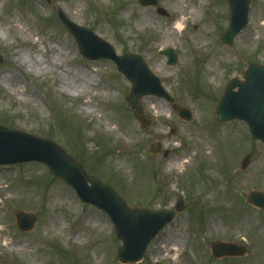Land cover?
<instances>
[{
  "label": "rangeland",
  "instance_id": "obj_1",
  "mask_svg": "<svg viewBox=\"0 0 264 264\" xmlns=\"http://www.w3.org/2000/svg\"><path fill=\"white\" fill-rule=\"evenodd\" d=\"M201 1L194 2L201 12L169 40L167 31L179 19L172 12L176 0H157L156 7L140 0H0L1 124L52 140L132 206L186 203L150 242L142 262L130 264H264V210L246 201L251 191L264 192V144L251 138L244 122H220L215 113L232 77L243 80L240 73L249 63L264 65V0H251L249 23L232 46L220 42L228 26L227 0ZM59 8L108 40L117 54L142 56L176 104L193 111L192 120L179 117L165 99L147 95L142 103L150 125L141 126L125 104L129 80L112 61L81 55ZM166 48L175 50L177 64L160 54ZM76 72L95 82H85L82 97L60 84ZM90 99L93 114L82 109ZM198 135L212 140L209 150L197 143ZM152 142L161 144V153H149ZM184 151L190 163L179 172L170 162ZM246 155L250 165L241 170ZM18 210L37 215L32 230L17 227ZM0 218V264H121V241L108 216L82 203L42 163L0 167ZM172 237L178 254L166 251ZM216 240L243 245L248 253L213 258L210 246Z\"/></svg>",
  "mask_w": 264,
  "mask_h": 264
},
{
  "label": "water",
  "instance_id": "obj_2",
  "mask_svg": "<svg viewBox=\"0 0 264 264\" xmlns=\"http://www.w3.org/2000/svg\"><path fill=\"white\" fill-rule=\"evenodd\" d=\"M230 15L229 27L223 33L221 41L232 45L235 36L247 25L251 0H228ZM144 5H156L157 0H143ZM159 12H165L159 9ZM61 21L74 35L81 53L89 59L113 60L119 71L131 82V92L126 104L136 110V118L142 126L150 121L144 115L142 98L145 95H157L169 101L180 117L191 120L192 114L186 107L177 106L161 84V80L144 60L135 54L117 56L106 41L99 38L89 28L68 20L64 12H58ZM169 57V64H176L177 57L172 48L164 50ZM0 57V63H2ZM244 81L232 78L217 106V117L221 121L243 120L249 126L254 140L264 143V66L251 63L242 71ZM161 145L154 142L149 152L157 154ZM251 156L242 160L241 168L250 163ZM38 161L45 164L51 173L66 182L83 202L97 206L108 213L114 225L117 237L122 241L118 249L121 263L138 262L145 256L150 241L160 230L173 221L177 213L185 209L183 200L170 209H152L141 206L131 207L124 197L110 185L103 183L96 176L90 175L84 166L72 158L63 148L51 140L6 128L0 124V166L14 165L20 162ZM247 201L264 209V193L252 191ZM17 226L22 231L33 229L37 216L32 212L19 210L16 215ZM214 258L224 256H244L247 249L231 242L215 241L211 247Z\"/></svg>",
  "mask_w": 264,
  "mask_h": 264
},
{
  "label": "bare ground",
  "instance_id": "obj_3",
  "mask_svg": "<svg viewBox=\"0 0 264 264\" xmlns=\"http://www.w3.org/2000/svg\"><path fill=\"white\" fill-rule=\"evenodd\" d=\"M176 6L172 9V12L173 13H176L178 14L179 16V19L177 20L176 24L174 25V27H172L171 29H169L167 31V36L169 38V40H171V38H173L174 36L177 35L178 32H182L183 29L185 28V24L190 20V19H193L195 18L199 12H201V7L200 6H197L195 5V1L199 2V4H202V1L201 0H176ZM189 3H192V6L190 7ZM259 19V17L255 18L254 19V22L255 24L257 25V20ZM140 21H145L144 18L142 17ZM18 23L20 24V22L18 21ZM18 26V24H17ZM261 26L264 28V22L261 24ZM11 28H14L15 27V24L12 23L10 25ZM9 29H5V32L4 34L2 33V38L4 39H7V31ZM26 29L21 27V31H25ZM3 29L0 28V32H2ZM27 31V30H26ZM28 36H31L30 34ZM30 41H26V43H29ZM33 45H36V42H32ZM50 51H52V48L49 49ZM45 52H48V51H45ZM45 52H44V55H45ZM24 55V54H23ZM21 55V58L22 61H24L25 63V58L24 56ZM39 65V64H38ZM85 82H90V84H95L94 81H92L90 79V77H86L84 76L83 74H80V73H77L74 74V73H71L70 74H67V75H64L62 78H60V84H61V87L65 90H70L72 91V93H74L76 96L78 97H82L85 95ZM110 87L111 85L110 84H106L104 87H103V90L105 93H109L110 92ZM100 94V93H99ZM99 94H97L98 96H100ZM96 95V96H97ZM92 102V100H88L84 103V105L82 106V109H84L87 113L89 114H93V112L96 111V105ZM101 117H103V115H101ZM113 120H109L107 121V124L109 125ZM234 137V136H233ZM197 139H198V144L202 147V148H206V149H210L211 148V144H212V140L207 138V136H204L202 137L201 135H198L197 136ZM208 154L212 153V151H208L207 152ZM261 160H263V156L260 158V162ZM190 163V154H189V151H184L182 153L179 154L178 157H176L173 161L170 162V166L174 169H177L179 172H182L183 171V168H185V166L187 164ZM0 222H1V218H0ZM52 224L55 226V221H52ZM3 228H0V237L2 236V233H3ZM79 235L76 236V238L80 239V237H78ZM177 240L172 237V239L170 240V242L168 243V245L165 246L166 248V251L167 252H175L176 254H178L180 252V249H176L172 246L174 245H177ZM27 244H24V248H27L26 247ZM101 250L98 249V251L95 252V255L98 256V253L100 252ZM177 259H178V256H177Z\"/></svg>",
  "mask_w": 264,
  "mask_h": 264
}]
</instances>
